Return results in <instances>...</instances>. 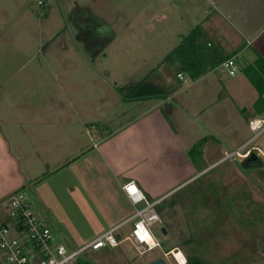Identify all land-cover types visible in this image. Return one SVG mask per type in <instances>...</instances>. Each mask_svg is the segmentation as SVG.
<instances>
[{"label":"rangeland","instance_id":"rangeland-1","mask_svg":"<svg viewBox=\"0 0 264 264\" xmlns=\"http://www.w3.org/2000/svg\"><path fill=\"white\" fill-rule=\"evenodd\" d=\"M207 1L193 0L195 12L191 15L194 18L186 20L188 13L183 1H179V12H175L165 9L170 0L165 3L161 0H45L42 5L37 4V0H28L24 14L11 11L15 14V21L13 19L6 26L3 24V30L11 31L12 28L18 34L14 39L16 43L31 41L30 48L37 57L27 68L42 69L45 74L40 76L34 73L33 84L23 85L29 91L28 96L38 94L37 99L42 100L47 95L46 85L58 87L77 84L92 96V112L87 121H92L107 133L157 101L146 99L132 105L122 99V90L133 88L132 84L143 81L142 78L148 74V80L158 82L159 94L163 95L166 84L171 85V92L180 91L179 97L172 100L175 111L181 113L178 119H183L184 126L191 129L192 139L204 137L208 140L204 152L194 147L189 152V156L198 161L200 169L160 195L164 196L157 208L161 221L151 225L159 246L144 250V246L137 248L126 240L115 247H89L82 255L85 261L92 264H148L151 260L164 258L168 264H180L173 252L177 249L185 257L184 264H191L195 260L201 264H264V130L248 145L254 148L252 152L259 157V161L252 166L241 168V158L244 156L234 159L224 154L225 150L232 149L230 144L228 147V135L230 138L234 134L241 136V141L245 142L254 135L246 120L262 112L264 93H258L255 84L236 65L233 54H227L224 59H233L236 66L233 75L217 69L218 72L210 71L207 76H198L196 81L184 71V65L171 64L166 57L176 45L189 42L185 37L189 31L188 23L208 18V24L214 28L205 30L202 39L212 40L214 46L219 45L221 52L230 47L229 29L225 30L224 40L218 39L217 27L221 21L211 12L215 3L208 1L207 5ZM74 4L106 22L116 32L115 39L94 55L86 53L87 50L82 48L76 37L69 15ZM238 4L239 0H234L232 5ZM205 6L207 14L204 12ZM229 15L233 16L232 13ZM1 21H4L3 18ZM132 21L135 22L129 27L125 23ZM42 28L49 29L42 30L43 38L39 33ZM61 39L65 44L63 47ZM202 39L197 38V41L201 44ZM47 40H51V43ZM43 53L47 60L43 57L38 61L37 58L42 59ZM249 54H246L248 58ZM186 58L183 55L182 59ZM49 70L58 71L57 80L48 75ZM7 79L6 76L1 77L0 83ZM235 79L239 85H234ZM20 82L22 80L17 78L11 84ZM4 86L13 88L10 84H1L0 90ZM237 88L239 94L234 93ZM3 97L2 111L8 114L7 108L12 101L6 92H3ZM175 103L179 105L175 106ZM205 152L211 154L206 157ZM50 163L48 168L44 167L38 181L47 177V171L54 167V162ZM54 182V196H49L48 189L42 188V200L37 197L36 203L42 208L44 216L51 217L47 223L51 225L54 222L61 230L60 233L55 231V240L77 247L91 239L94 234L92 228L104 214L106 206L101 204V200H98L99 204L96 202L88 184L83 186L78 180L77 183L74 180L62 184ZM22 190L35 205L32 191L29 188ZM158 197L159 194L152 198ZM102 198L105 203L108 202L103 194ZM47 203L50 206L48 209ZM38 209L35 207L36 212ZM4 211L0 210L2 218ZM134 220L128 219L123 228L130 230ZM162 226L165 233L161 230ZM0 261L7 264L1 248Z\"/></svg>","mask_w":264,"mask_h":264},{"label":"crops","instance_id":"crops-1","mask_svg":"<svg viewBox=\"0 0 264 264\" xmlns=\"http://www.w3.org/2000/svg\"><path fill=\"white\" fill-rule=\"evenodd\" d=\"M27 1L0 0V78L3 76L8 78L0 85L10 84L13 87L4 86L0 90V210H4V199L9 192L18 188H29L33 194L32 199H35V206L39 208L38 213L47 223L51 217L44 216L42 208L36 203L37 197L42 200V188L48 189L49 196L53 197L56 187L54 181L62 184L72 180L77 183L78 180L81 185L88 184L89 189L93 190L96 197L93 196V198L97 203L101 200V204L106 206L104 214L92 228L94 234L91 239H93L117 223L125 224L132 215L133 205L123 192L122 182L134 180L149 197L158 194L160 196L164 190L173 184H179L200 169L198 161H194L189 156L191 148L200 137L197 138L198 140L192 139L191 129L184 126L183 119L182 121L178 119L181 113L175 111L172 100L179 97L180 91L171 92L172 87H169L171 85L166 84L162 90L163 95L159 94L158 82L155 79L148 80V74L142 78L141 84L135 83L131 85L133 88L128 87L122 90L121 96L125 102L132 105L146 99L157 101L107 133L101 131L92 121H87L88 115L92 112V96L86 90L82 91L77 84L72 83L74 81L67 86L46 85L47 95L42 100L37 99L38 94L34 97L28 96L29 91L27 92L23 85L33 84L34 73H39L40 76L45 74L42 69L27 68L37 57L30 48L31 41L16 43L14 39L18 37V34L15 30L12 28H10L12 32L3 30L5 28L3 24L6 26L14 19L15 14L11 11L25 13ZM44 1L38 3L37 0V4L42 5ZM161 1L165 3L166 0ZM179 1L185 3V11L187 10L188 13L186 20L193 19L194 16L191 15L195 12L193 0H170L165 9L179 12ZM208 1L207 5L210 2ZM233 1L212 0L210 2L215 3L211 12L222 22V26L221 22H218V39L224 40L225 30L229 29L228 39L232 42L227 51L221 52L222 49L219 45L214 46L212 40L202 39L205 30L213 27L212 24H208L209 18L188 23L187 28L188 33L196 30L195 34H199L198 38L212 48V54L217 56L215 58L223 60L227 58L225 57L227 54H233L236 56V65L242 69L243 65L251 64L255 60L256 53L264 56V0H239L237 6L232 5ZM199 7L200 5L197 7L198 13ZM206 8L207 6L204 7L205 13ZM231 13L232 17L229 15ZM176 16L178 18V14ZM101 22L111 32V35L103 42L104 46L115 39L116 32L112 26L102 20ZM134 22L125 23L129 27ZM42 30L49 29L39 30L43 38ZM61 41L63 47L65 44L63 39ZM46 42L50 44L51 40ZM78 46L81 49L80 45ZM246 54H249V58ZM43 57L47 60L43 53L42 59L37 58L38 61L43 60ZM49 71L48 75H52V78L57 80L58 71ZM207 71L199 76L203 77V74L207 76L210 71H217V66L214 65ZM17 78L22 80L21 84H11L16 82ZM196 80L197 77L194 81ZM235 82L234 85H239L237 79ZM238 89H235L234 93L239 94ZM3 92H6L12 101L7 108L8 114L2 111ZM178 105L179 103H175V106ZM86 126H90V129L87 130ZM241 139V136L235 134L232 138L228 135V147L229 144L232 149L246 145L244 149L250 151L254 149L248 146L252 137L246 142ZM207 143L208 140L204 138L200 148L196 149L204 152ZM256 149L263 153L259 148ZM211 152H205L206 157ZM51 161L54 162V167L47 171L49 172L47 177L38 181V177L44 172V167L48 168ZM102 194L108 200L107 203L104 202ZM94 199L92 201L95 204ZM48 208H50L49 205ZM128 215L130 216L127 217ZM50 226L54 236L55 231L61 232L54 222H51Z\"/></svg>","mask_w":264,"mask_h":264},{"label":"built area","instance_id":"built-area-1","mask_svg":"<svg viewBox=\"0 0 264 264\" xmlns=\"http://www.w3.org/2000/svg\"><path fill=\"white\" fill-rule=\"evenodd\" d=\"M41 2L38 0V3ZM217 69L233 75L236 66L233 59L229 58L221 62ZM247 124L254 133V139L264 130V110L250 117ZM245 146L225 150L224 154L234 159L246 156L250 150L244 149ZM121 187L133 205L132 215L128 219L135 220L130 230L125 231L124 222H120L77 247L55 240L51 226L36 212V206L21 188L9 192L4 199L5 216L0 219V248L4 251V261L7 264H79L78 260L82 259L89 247H115L126 240L137 248L144 246V250L159 246L160 242L151 225L161 221L156 206L164 196L149 197L134 180L122 182Z\"/></svg>","mask_w":264,"mask_h":264},{"label":"trees","instance_id":"trees-1","mask_svg":"<svg viewBox=\"0 0 264 264\" xmlns=\"http://www.w3.org/2000/svg\"><path fill=\"white\" fill-rule=\"evenodd\" d=\"M190 32L187 33L185 37H187L186 40L192 42V44H190L189 42H186L185 44L180 43L177 46H175V48L169 53V55L167 54L166 57L169 59L171 64L174 63L177 66L181 64L184 65L183 66L184 71L188 72L190 76L195 79L200 74L214 67V65L218 66L222 61H224V59L219 60L220 58H215L217 56L212 54L213 50L209 46L203 43L200 44V42L197 41L199 34H195L196 30L195 32L194 30ZM183 55L187 57L186 60L182 59ZM242 70L246 73V76L253 82V84H255V88L257 89L258 93L259 94L264 93V56L257 53V58L251 64L242 67ZM252 74L253 76H251ZM252 79H255V81ZM141 82H139V84H141ZM263 110L264 107L262 111ZM86 128L87 130H89L90 126H86ZM203 142H204V138H201L195 144L194 146L195 149L200 148V145ZM157 208L158 205L156 206V209ZM78 263L92 264L90 261H85L82 259H79ZM0 264H2V262H0Z\"/></svg>","mask_w":264,"mask_h":264},{"label":"flooded vegetation","instance_id":"flooded-vegetation-1","mask_svg":"<svg viewBox=\"0 0 264 264\" xmlns=\"http://www.w3.org/2000/svg\"><path fill=\"white\" fill-rule=\"evenodd\" d=\"M69 15L74 24L76 37L79 38L82 48L87 50V53L94 55L98 52V49L103 47L102 43L111 35L110 30L100 19L95 18L76 4L70 8ZM252 154L254 153L250 151L242 158V161L248 158L246 160L247 164L244 166H252V164L259 161V157H254Z\"/></svg>","mask_w":264,"mask_h":264},{"label":"water","instance_id":"water-1","mask_svg":"<svg viewBox=\"0 0 264 264\" xmlns=\"http://www.w3.org/2000/svg\"><path fill=\"white\" fill-rule=\"evenodd\" d=\"M254 157H256V154H252ZM248 158H246L244 161L241 162V165H246L247 164V160ZM161 230L163 233L166 232L165 230V227L162 226L161 227ZM148 264H168V262L164 259V258H157V259H154V260H151ZM191 264H201L198 260H195L193 263Z\"/></svg>","mask_w":264,"mask_h":264},{"label":"bare ground","instance_id":"bare-ground-1","mask_svg":"<svg viewBox=\"0 0 264 264\" xmlns=\"http://www.w3.org/2000/svg\"><path fill=\"white\" fill-rule=\"evenodd\" d=\"M173 252H174V255H175L177 261H178L180 264H184V262H185V257H184V255L181 253V251H178L177 249H175Z\"/></svg>","mask_w":264,"mask_h":264},{"label":"snow or ice","instance_id":"snow-or-ice-1","mask_svg":"<svg viewBox=\"0 0 264 264\" xmlns=\"http://www.w3.org/2000/svg\"><path fill=\"white\" fill-rule=\"evenodd\" d=\"M133 191H135V189H133Z\"/></svg>","mask_w":264,"mask_h":264},{"label":"clouds","instance_id":"clouds-1","mask_svg":"<svg viewBox=\"0 0 264 264\" xmlns=\"http://www.w3.org/2000/svg\"><path fill=\"white\" fill-rule=\"evenodd\" d=\"M263 102H264V100H263Z\"/></svg>","mask_w":264,"mask_h":264}]
</instances>
